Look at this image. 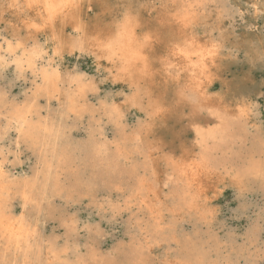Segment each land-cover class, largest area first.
Returning <instances> with one entry per match:
<instances>
[{
    "label": "rangeland",
    "instance_id": "374dc122",
    "mask_svg": "<svg viewBox=\"0 0 264 264\" xmlns=\"http://www.w3.org/2000/svg\"><path fill=\"white\" fill-rule=\"evenodd\" d=\"M131 1L111 0L110 7L124 12ZM133 1L145 6L154 2ZM209 4L210 33L216 42L224 43L228 55L224 66L236 77L247 73L253 80L244 91L249 98L248 121L240 123L216 152L220 172L240 175L243 181L234 186L226 180L220 186L211 207L215 215L208 222L188 215L168 218L162 225L164 232L157 234L136 197L139 181L151 174L142 157L145 144L130 138L143 137L150 123L146 98L136 99V92L121 83L114 66L83 47L62 52L61 60L55 56L49 69L43 59V39L33 43L22 31L17 34L11 26V0H0V168L10 188L6 214L18 216L23 211L22 184L50 177L54 181L38 205L21 212L32 226L37 224L28 259L41 248L60 253L56 264H174L192 257L191 245L205 264H264V12L252 19V11L235 0H209ZM17 7V12L23 11L21 5ZM244 35L252 42L254 55L243 48ZM72 38L76 41L79 36ZM18 120L30 129L23 127L17 133ZM37 125L59 133L55 159L50 152L45 154L51 169L43 165L44 152L28 132ZM135 166L140 167L135 170ZM253 169L259 172L253 174ZM249 172L252 175L247 176ZM3 245L0 239V264L10 262L3 255ZM87 249L98 254V263L87 258ZM19 263L20 258L15 264Z\"/></svg>",
    "mask_w": 264,
    "mask_h": 264
},
{
    "label": "bare ground",
    "instance_id": "6f19581e",
    "mask_svg": "<svg viewBox=\"0 0 264 264\" xmlns=\"http://www.w3.org/2000/svg\"><path fill=\"white\" fill-rule=\"evenodd\" d=\"M150 2L151 4L145 6L140 1L135 3L132 0L124 12L119 13L110 7L111 0H11L10 9L13 10H10V16L13 25H10L14 31L25 33L27 40L33 43L39 38L43 39V59L49 65L48 68L55 56L60 59V54L69 51L71 47H83L89 50L92 56H97L108 65L114 66L116 76L121 79L122 84L136 92V99L146 98L150 123L143 137L138 135L130 138L135 143L145 144V155L142 157L151 174L139 181L136 197L139 199L140 209L143 207L147 210L158 234L164 232V220L168 218L174 220L188 215L201 222H208V218L215 215L211 207L218 196L220 186L224 185L226 180L231 181L230 184L234 186H240L242 183V176L220 172L216 152L221 142L235 134L240 123L246 124L248 121L249 98L244 91L245 86L253 80L247 73L236 77L224 66L228 55L224 43L216 42L210 33L213 14L209 0H154L157 5ZM235 2L240 7L252 11V19L256 18L260 10L264 12V0ZM18 5H21L23 11L17 12L15 8H18ZM118 13L121 15H117ZM71 34H77L79 39L72 41ZM242 46L249 56L255 54L251 49L252 42L247 40L245 35L242 37ZM43 80L48 82L49 76L45 74ZM20 121L24 122V119ZM16 124L18 128L23 123ZM28 128L30 129V125ZM28 132L32 133V130ZM53 133L54 136L50 139L42 159L43 165L49 169L52 165L46 161L45 154L50 152L51 158L55 159L58 149V130H53ZM137 167L139 169L140 166ZM137 167L135 166V170ZM253 172L251 173L256 174L259 171L253 169ZM250 175L252 174L249 172L247 176ZM169 177L172 179L169 180ZM53 182L50 177L29 186L21 183V210L39 203L43 194L49 190L48 184L52 186ZM7 204L0 201V219L19 220L30 235L27 237V243L23 239L19 241V249L15 240L10 241L6 236L2 238L5 251L3 255L6 254L4 257H10V262L14 261V264L18 258L21 260L19 264L57 262L61 255L55 253L56 249L43 251L39 248L38 254L34 256L36 258L26 257L29 243L36 237L37 224L33 223L32 226L31 221H26L21 213L23 211H20L18 216L7 215ZM68 240L71 244L70 238ZM188 249L192 252V257H183L174 264H205L195 246L190 245ZM89 250L87 258L98 263V254ZM138 264L143 263L140 261Z\"/></svg>",
    "mask_w": 264,
    "mask_h": 264
},
{
    "label": "clouds",
    "instance_id": "9594fccd",
    "mask_svg": "<svg viewBox=\"0 0 264 264\" xmlns=\"http://www.w3.org/2000/svg\"><path fill=\"white\" fill-rule=\"evenodd\" d=\"M23 127V124H20L16 131L21 132ZM32 135L37 142L40 151L43 153L45 149L49 147V141L54 136V133L51 128L37 125L33 127ZM168 179L171 180L172 177H169ZM8 191L9 184L6 179V174L0 172V201L7 202ZM13 225H15V227ZM29 235L30 233L19 220L8 221L7 218L0 219V239L6 236L10 241L15 240L17 242V249H19V241L23 239L24 242L27 243V237ZM4 264H14V261H5Z\"/></svg>",
    "mask_w": 264,
    "mask_h": 264
}]
</instances>
